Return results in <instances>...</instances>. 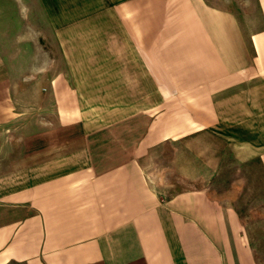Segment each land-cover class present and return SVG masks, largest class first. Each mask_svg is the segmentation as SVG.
<instances>
[{
  "label": "crops",
  "instance_id": "0c3cea01",
  "mask_svg": "<svg viewBox=\"0 0 264 264\" xmlns=\"http://www.w3.org/2000/svg\"><path fill=\"white\" fill-rule=\"evenodd\" d=\"M256 1L246 35L208 0H31L60 58L27 69L0 31V264H264Z\"/></svg>",
  "mask_w": 264,
  "mask_h": 264
},
{
  "label": "rangeland",
  "instance_id": "374dc122",
  "mask_svg": "<svg viewBox=\"0 0 264 264\" xmlns=\"http://www.w3.org/2000/svg\"><path fill=\"white\" fill-rule=\"evenodd\" d=\"M30 1L31 0H0V31L9 33L10 37H14L17 34V37H20L15 38L16 40L19 39V42L22 43L21 59L25 69H27L25 65L30 63L33 55L36 56L40 65H53L60 58L58 49L55 48V45H52V42L56 43L57 41L55 39H48V37H52L50 35L51 30H49L51 25L45 21V16L43 13H40L39 8L34 6L30 7ZM208 1L214 6L228 10L235 15L236 19L241 21V27L246 35H250L252 32L262 27L256 0ZM15 38L12 39V41L5 38L0 40V47L5 49L8 55L11 52L14 55V51L20 48L18 44H16V46L14 44L12 45V42L14 43L16 41ZM163 155H165L163 158H166L169 154L164 153ZM158 164L163 165V162H158ZM168 165L169 164H166L163 168L158 169H164V171H166ZM246 202L251 204L248 201ZM251 208L253 209L252 204Z\"/></svg>",
  "mask_w": 264,
  "mask_h": 264
}]
</instances>
